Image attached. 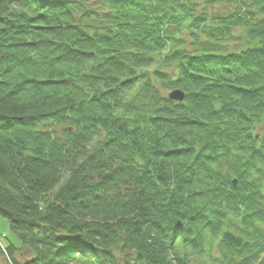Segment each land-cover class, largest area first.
Here are the masks:
<instances>
[{
    "label": "trees",
    "instance_id": "1",
    "mask_svg": "<svg viewBox=\"0 0 264 264\" xmlns=\"http://www.w3.org/2000/svg\"><path fill=\"white\" fill-rule=\"evenodd\" d=\"M0 217L11 264H264V0H0Z\"/></svg>",
    "mask_w": 264,
    "mask_h": 264
},
{
    "label": "rangeland",
    "instance_id": "2",
    "mask_svg": "<svg viewBox=\"0 0 264 264\" xmlns=\"http://www.w3.org/2000/svg\"><path fill=\"white\" fill-rule=\"evenodd\" d=\"M0 239H1V243L3 244L5 248L7 247V245L14 247L15 250H14L13 255L17 260L21 261L24 258L26 259L30 256L29 252H26V251L20 252L18 250V247H16L18 245L16 243V240L13 234L11 233V231L9 230L7 226V222L1 217H0ZM10 259H11V256H10ZM191 264H205V260L202 258H193Z\"/></svg>",
    "mask_w": 264,
    "mask_h": 264
},
{
    "label": "water",
    "instance_id": "3",
    "mask_svg": "<svg viewBox=\"0 0 264 264\" xmlns=\"http://www.w3.org/2000/svg\"><path fill=\"white\" fill-rule=\"evenodd\" d=\"M183 93L180 91H173L169 95V99L173 101H182L183 99ZM233 184H235V181H233ZM222 240L226 241L229 244H232L234 247L239 248V246L242 244V240L238 237H235L229 232H224L222 235Z\"/></svg>",
    "mask_w": 264,
    "mask_h": 264
}]
</instances>
